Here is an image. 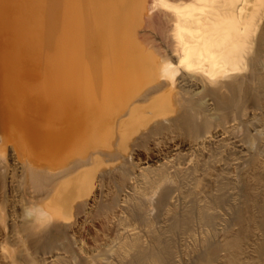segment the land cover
Listing matches in <instances>:
<instances>
[{"label": "bare ground", "instance_id": "1", "mask_svg": "<svg viewBox=\"0 0 264 264\" xmlns=\"http://www.w3.org/2000/svg\"><path fill=\"white\" fill-rule=\"evenodd\" d=\"M262 43L264 0H0V264L63 262L56 229L149 226L152 207L172 215L180 200L173 226L212 223L198 180L228 140L214 120L244 91L257 103ZM230 142L240 180L261 183L264 137ZM247 191L240 234L207 257L166 258L169 244L149 251L135 233L115 264H264V206Z\"/></svg>", "mask_w": 264, "mask_h": 264}, {"label": "rangeland", "instance_id": "2", "mask_svg": "<svg viewBox=\"0 0 264 264\" xmlns=\"http://www.w3.org/2000/svg\"><path fill=\"white\" fill-rule=\"evenodd\" d=\"M11 9L13 11H16L15 8H11ZM262 44L264 45V43H262ZM261 51L263 54L262 58H264V46H261ZM260 75H259L258 79L255 78L254 82L252 81L253 84L251 83V86H250V87L254 86L253 89H254V91H256V94H258V98L256 101L257 103H255V100H254L255 98L253 99L251 94H248L244 91V92L240 93V96L237 99L238 101L236 100L235 106L239 103L237 105L238 107L237 106L235 107V108H237L238 114L235 113L234 116L233 115L223 116L221 118V121L214 118L215 119L214 121L216 122V123L214 122V124H217V125L218 124L219 125L224 124L225 125V123H226V125H225L226 131H224L225 132L224 135H226V138H228V140L225 139L224 141H220V144L219 143L213 144L211 146L212 149H211V147H209L210 152L214 151V152H211L212 157H211L210 163H212V164L209 163V165H208L207 171H209V172L205 173L206 175L204 177L200 178L202 180H200V179L198 180L199 181L198 187H199V190L202 192V197H201L202 199L199 203L206 204V202H207V206H209L210 209H209V207H207V208L210 210V212H211L210 215L212 216L211 221L214 220L213 221L214 223L210 222L209 224H207L208 226L206 225V227L204 225H201L200 226L201 228L199 226L197 228V225H199V224L195 220L194 221L189 220V222L192 221V223L190 224L192 226L191 228H178V227L176 228L175 225L178 223V220L181 217H182L181 219H183L184 215H185V214H183L182 208L186 204H185V202L183 203L184 200H180L177 202V205H176V206H178L176 208V210L177 211L179 210L178 212H180V213L182 212L180 217H178L179 213L176 210H173V213L176 211L178 214L175 212L174 213L175 215L173 213L171 215L172 211H170L169 214H166L164 212L163 213H161V212L157 213V211H155V208L152 207L153 211L149 209L150 214L152 211V214H151L152 217H150V218H152V219H150V221L152 220L151 225L148 226L146 224L147 225L146 226L144 224L145 227L142 223H141V225H143V226H139L140 222L135 221L133 223V220L132 221L130 220L131 226L129 228H79V230L77 232H74V233L66 232V231H64V228H60V230L58 228L59 231L56 229V234H57V232H58V234L57 235L55 234L56 235L55 239H57V243L59 246L58 248H60V250L63 251L64 255H66V256H65V259L63 262H60L57 264H82L85 262H81L79 259L83 256H86V259L88 258V261L89 262L91 261L90 262L91 264H93V263L94 264L95 263L96 264H115L117 262V260L122 259V258L124 259L126 257V255H128L129 253L130 254L126 258H131V256L132 257L134 256V252H133V250H130V252L128 251L129 248L127 247L128 245L126 243H127V240H130L136 234L138 235V238H139V239H137L138 242L141 243L140 246L143 245L144 249H146V250H149V251L158 250L160 248L164 249V247L165 248L167 247L169 249V247L171 246L169 250L171 252L173 251L172 253L170 251H168L169 252L168 254H167V252H164V254H163L162 249H161L160 253H161V255L163 254L162 255L163 257H164V255H166L165 256L166 258L167 257L171 258L172 256L173 257L175 256V258L176 257L178 258L180 255L182 256V252L184 254V251L186 248L187 249L189 248L188 250L185 251L186 252L185 254L187 255V253L189 252L188 253L189 255L186 256L184 254L182 256L183 259L181 258V256L178 259L191 260V259H193V253H194V255H196V256H194V259H196V258L201 259L203 256L207 257L211 253L209 250L210 246H214L215 242L216 243H222V245H223V242H225L224 244H226L227 243L226 241L230 242L231 240H233L234 237L239 235L240 229L238 227V224L235 221H236L238 215H240V213L245 209L244 197H245L246 193L244 191L248 190L247 193L249 191H250V193L252 192L251 194H253V195L249 194V196L251 195L253 197L252 199L255 200L256 205L260 203L259 206L261 204L264 206V196H262V195H264V192L261 191V190H264V187H263L264 182H262L264 180V177H263V179L261 178V181H259L261 183H257L258 181H256V180H254L252 182L251 179L247 182H244V181L242 182L239 178V174H240V171H239L240 168L239 167L240 166L236 165V163H235L236 159L233 160L235 156L233 155V153H230V151H229L230 147L232 146V144H229V142L232 141V143H233L234 140H238V139L242 140V141H243V139L247 140L248 145H249L248 147H250L251 151H254L257 149L256 148L257 144L258 145L261 144L259 142V140L264 137V82H263L264 81V78H263L264 77V61L261 64ZM260 77H261V79H260ZM232 117H234V118L232 119ZM225 120H228V122H225ZM1 133H2V128L0 127V134ZM12 144L13 143L10 142L11 146L9 147V150H8L6 155L12 161H16V158H17L16 150H15L14 145L12 146ZM228 144L230 147L228 146ZM262 144H263V142H262ZM224 150H226V151H224ZM8 153H9V155H8ZM220 154H222V155H220ZM263 154H264V150L261 154L262 157L264 158ZM211 167H212V169H211ZM209 168H210V170H209ZM221 182H224L225 185H224V183H221ZM250 183H251V185H249ZM221 184H223V186ZM226 184H227V186H226ZM242 184H243V187H242ZM255 184H257V185H255ZM217 185H219L220 187ZM244 185H245V187H244ZM252 186H254V188ZM222 187H226L223 190H225V193H227V194H226L225 198L223 197L224 199L222 198L223 199L222 208H224V209H222L223 214L221 215V218L218 219V221H216L217 218L213 219V217L215 216L214 213L216 212L215 209L217 210L216 205L214 207V204H215L214 199L216 197L217 190L222 189ZM242 188H243V191H242ZM257 190H260V191L257 192ZM230 191H232V192L230 193ZM254 195H256L257 197H255ZM204 196H206L205 197L206 199L204 198ZM251 196H250V198H251ZM150 197H149V202L151 201L150 203H152V202L154 203L155 202V200L153 198L154 195L152 194V195H150ZM227 199H229V200H227ZM181 201H182V203H181ZM250 202L252 203L253 200H250ZM153 203H152V205L154 206ZM188 203H190V205H192V202H188ZM226 203H228V204H226ZM193 204H194V202H193ZM243 205H244V208L242 207ZM192 206H194L193 208L195 209V205H192ZM192 206H190L191 209H193ZM149 208H151V206ZM157 214H159V215H157ZM162 214H164V215H162ZM168 215H169V217H166ZM153 216H155V217H153ZM158 216H160V217H158ZM164 216H165V218H164ZM159 218H161V220ZM172 218H174V220H171ZM175 219H178V220H175ZM181 219L179 220V222H181ZM257 219L261 220V217L259 218V216H258ZM136 222L138 223V225H136L137 224ZM171 223H173L175 225L173 226V224H171ZM193 223H194V225L197 223L195 225L196 227L193 225ZM133 224L136 227H133ZM209 226H211V227L209 228ZM193 227H195V228H193ZM230 236H231V239H230ZM25 243H26V247L28 249L30 248L29 250H31L33 252L34 249L32 248V246H30L28 244V241H26ZM148 243H151V244L153 243L152 246H154L155 248L153 247L154 249H152L151 244H149L150 249H149V246L147 247L144 245V244L147 245ZM157 243L161 244V246L159 244L155 245ZM162 243H164V245L169 244V247H168V245L163 246ZM210 243L213 245H208V247L202 246V245H205V244L207 245ZM185 244H186V246H185ZM194 244H196L195 247H192V246H194ZM182 245L185 246V248ZM216 245H218V244H216ZM156 246H157V248H156ZM173 246L175 247V249L173 248ZM178 246H181V248H178ZM200 246H201V249L206 248V250L205 249L201 250ZM196 247L198 248V250L200 249L199 253H197L198 250ZM173 249L174 250L177 249V251L175 252ZM178 249H179V251H178ZM181 249H183L184 251ZM192 249H193V251H192ZM195 250H197V251H195ZM164 251H166V250H164ZM201 251H203L201 254L202 256L200 255ZM227 251H228V253H227ZM227 251L222 250L221 253L219 252L218 255L222 254V256H224L226 253L229 254L230 251L229 250H227ZM132 252H133V254H132ZM174 252H175V254H174ZM180 252H181V254H179ZM191 252H193V253H191ZM204 252L205 253L207 252V253L204 255L203 254ZM33 254H34L36 261H39L41 259V258L39 259L38 255H37V254H39V252L35 253V250H34ZM213 254H215V252ZM35 255H37V256H35ZM229 255H231V254H229ZM233 255L234 254H232L231 256H233ZM189 256H190V258H188ZM214 256H216V254ZM39 263L44 264L42 261Z\"/></svg>", "mask_w": 264, "mask_h": 264}]
</instances>
